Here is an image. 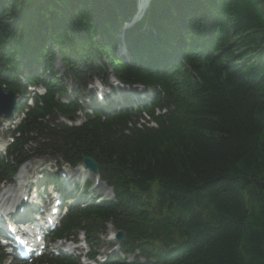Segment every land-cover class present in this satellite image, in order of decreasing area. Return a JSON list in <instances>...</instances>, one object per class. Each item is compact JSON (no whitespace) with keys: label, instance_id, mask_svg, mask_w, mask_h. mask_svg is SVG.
Masks as SVG:
<instances>
[{"label":"trees","instance_id":"1","mask_svg":"<svg viewBox=\"0 0 264 264\" xmlns=\"http://www.w3.org/2000/svg\"><path fill=\"white\" fill-rule=\"evenodd\" d=\"M135 11L136 0H0V45L8 55L45 50L50 58L51 44L78 57L105 50L120 76L144 81L146 72L113 56ZM149 16L125 30L129 48L174 60L164 47L171 35L203 82L184 79L179 95L190 101L175 130L139 133L135 142L88 140L113 160V182L130 204L154 185L165 204L160 215L92 207L83 218L95 225L112 219L128 244L153 259L144 264H264V0H152ZM142 231L162 244H139ZM168 235L177 239L161 237Z\"/></svg>","mask_w":264,"mask_h":264},{"label":"bare ground","instance_id":"2","mask_svg":"<svg viewBox=\"0 0 264 264\" xmlns=\"http://www.w3.org/2000/svg\"><path fill=\"white\" fill-rule=\"evenodd\" d=\"M148 0H141V3L142 4H144L145 2H147ZM140 10L141 11H143L144 10V7L143 6H141V4H140Z\"/></svg>","mask_w":264,"mask_h":264},{"label":"rangeland","instance_id":"3","mask_svg":"<svg viewBox=\"0 0 264 264\" xmlns=\"http://www.w3.org/2000/svg\"><path fill=\"white\" fill-rule=\"evenodd\" d=\"M108 229H109L110 231L113 230L112 227H108ZM104 243H106V242H105V238H104ZM103 251H104V252H107V248H103Z\"/></svg>","mask_w":264,"mask_h":264}]
</instances>
